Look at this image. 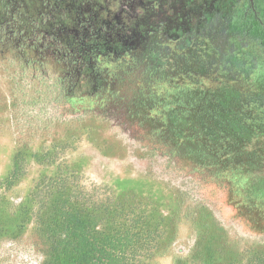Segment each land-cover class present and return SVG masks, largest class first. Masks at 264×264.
Instances as JSON below:
<instances>
[{"label":"trees","instance_id":"trees-1","mask_svg":"<svg viewBox=\"0 0 264 264\" xmlns=\"http://www.w3.org/2000/svg\"><path fill=\"white\" fill-rule=\"evenodd\" d=\"M262 46L250 0H0L4 263L264 264Z\"/></svg>","mask_w":264,"mask_h":264},{"label":"rangeland","instance_id":"rangeland-1","mask_svg":"<svg viewBox=\"0 0 264 264\" xmlns=\"http://www.w3.org/2000/svg\"><path fill=\"white\" fill-rule=\"evenodd\" d=\"M6 86L7 85L3 82V80H0V88L3 89ZM106 118H108V120L112 124V129L114 131L123 130L125 132V125H124V123L122 121V118L120 116H118L117 114H115L114 111L109 112L106 115ZM126 134L128 135L127 132H126ZM3 143H4V145L6 144V146L7 145L10 146V147L12 146L8 139L0 138V144H3ZM82 148L84 149V152H86L87 154L92 156L91 166L88 169V171H86V173H85L86 174V179L88 181H90V182H96V183L109 182L111 177H110V175H109L110 173H108V171H110V170L115 171L117 169V166L118 167L120 165L121 166H125L126 164H128L126 161H122V162L120 161L119 163L116 162V163L110 164L107 161V159H104L103 157H101L98 153L93 151L90 147L82 145ZM8 155L6 157H3V158L0 157V175L3 174V171H4L5 167H6V163L8 162ZM133 161H134V159H129L128 162H130L132 164ZM133 164L135 165L134 162H133ZM135 169L137 170V168H135ZM130 176L135 177L136 173L134 171H132L130 173ZM224 212H225L224 213V220H225V223L227 225L228 234L230 236H232L233 238H236V236H240V234H241L240 230L241 229L236 224L231 222V220H229L228 211L224 210ZM19 252H22V251L21 250H16V251H14V254L17 256V254H19ZM8 253L11 254L10 251L7 250V249L0 251V255L1 256H5ZM1 258H3V260H1L0 264H15V261H16V260H14L12 258L9 262L4 263L6 257H1ZM165 264H168V262H166Z\"/></svg>","mask_w":264,"mask_h":264},{"label":"flooded vegetation","instance_id":"flooded-vegetation-1","mask_svg":"<svg viewBox=\"0 0 264 264\" xmlns=\"http://www.w3.org/2000/svg\"><path fill=\"white\" fill-rule=\"evenodd\" d=\"M253 1V0H252ZM250 9H251V11H252V13H253V16H254V18L255 19H257L260 23H261V25L264 27V20L262 19V18H260L259 16H258V13H257V10L255 9V6H254V2L251 4V2H250ZM260 57H261V61H264V46H262V50H261V52H260V55H259ZM3 136L4 137H2L1 135H0V138H5L6 136L4 135V132H3ZM4 146V143L3 144H0V148L1 147H3ZM5 146H6V144H5ZM4 146V147H5ZM9 146L7 145V149H9L8 148ZM12 148H13V146H12ZM12 148L10 149V150H12ZM229 220H231V222H233L234 224H236V222L235 221H233L232 219H229ZM237 225V224H236ZM239 227V226H238ZM240 228V227H239ZM241 229V228H240ZM226 230V232L228 233V229L226 228L225 229ZM241 231V234H240V236H236V238H233L232 236H230L229 234H228V236H229V238L230 239H232V241L233 242H238L239 244H240V248L241 249H243V248H247V247H249V245H253V244H256V243H259V242H261V243H263V245H264V237H260V236H255V235H251V234H249V233H247V232H245L244 230H240ZM238 237V238H237ZM236 248V247H235ZM237 250V249H236ZM239 250V249H238Z\"/></svg>","mask_w":264,"mask_h":264},{"label":"water","instance_id":"water-1","mask_svg":"<svg viewBox=\"0 0 264 264\" xmlns=\"http://www.w3.org/2000/svg\"><path fill=\"white\" fill-rule=\"evenodd\" d=\"M250 2H251V4L253 3V1H252V0H250Z\"/></svg>","mask_w":264,"mask_h":264}]
</instances>
